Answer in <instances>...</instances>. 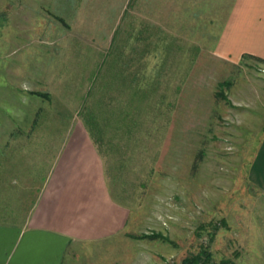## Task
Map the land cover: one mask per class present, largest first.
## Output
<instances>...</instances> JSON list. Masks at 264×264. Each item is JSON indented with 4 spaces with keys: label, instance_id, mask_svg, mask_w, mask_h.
<instances>
[{
    "label": "rangeland",
    "instance_id": "1",
    "mask_svg": "<svg viewBox=\"0 0 264 264\" xmlns=\"http://www.w3.org/2000/svg\"><path fill=\"white\" fill-rule=\"evenodd\" d=\"M235 1L0 0V223L81 135L131 217L70 264H264V61L222 48Z\"/></svg>",
    "mask_w": 264,
    "mask_h": 264
},
{
    "label": "crops",
    "instance_id": "2",
    "mask_svg": "<svg viewBox=\"0 0 264 264\" xmlns=\"http://www.w3.org/2000/svg\"><path fill=\"white\" fill-rule=\"evenodd\" d=\"M233 9L223 50L264 52V0H236ZM84 138L57 153L24 224L0 223V264H70L81 249L127 232L131 210L113 194L101 150Z\"/></svg>",
    "mask_w": 264,
    "mask_h": 264
},
{
    "label": "trees",
    "instance_id": "3",
    "mask_svg": "<svg viewBox=\"0 0 264 264\" xmlns=\"http://www.w3.org/2000/svg\"><path fill=\"white\" fill-rule=\"evenodd\" d=\"M243 56H249V57H253V58H256V59H259L261 61H264V58L263 57H260L258 55H255L253 53H248V52H245L243 54ZM135 95H137L136 91H134ZM34 93L36 94H40V95H44L45 97H49V94L46 93V92H41V91H35ZM88 107V111L86 112V108ZM90 106L87 104L85 106V109L83 111L84 114V123L85 125L87 126V129L90 131V134L91 136L94 138L95 141H99V137L98 135H100L99 133L97 134V129L95 131V128H96V121L93 120L94 117H92V114L91 113V109L89 108ZM127 112H129V114L127 113V117L128 116H132V111L130 110H127ZM103 124H106L103 120H102ZM102 124V125H103ZM101 125V126H102ZM99 128V127H97ZM103 129H104V126H103ZM97 135V136H96ZM101 141V140H100ZM135 238H138V239H144V238H155L157 237V235H152V234H141V235H131ZM211 252L209 251L208 248H205V250H203L201 253L199 254H195L193 256H190V257H187L185 258L181 264H208L211 260Z\"/></svg>",
    "mask_w": 264,
    "mask_h": 264
}]
</instances>
